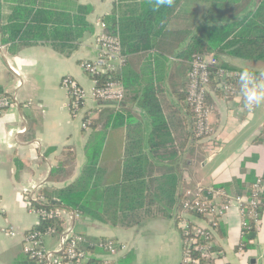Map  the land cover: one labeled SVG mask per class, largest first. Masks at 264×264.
Returning a JSON list of instances; mask_svg holds the SVG:
<instances>
[{"label": "crops", "instance_id": "0c3cea01", "mask_svg": "<svg viewBox=\"0 0 264 264\" xmlns=\"http://www.w3.org/2000/svg\"><path fill=\"white\" fill-rule=\"evenodd\" d=\"M129 4L121 0H0V25L26 21L12 44H4L0 49V93L12 99V104L0 113V264H29L23 240L38 217L28 210L25 193L34 197L45 187L59 189L73 182L87 162L101 125L103 129L111 123L116 109L131 113L143 128L148 125L145 114L138 108L136 95L147 68H154L152 50L126 56L124 70L139 74L142 83L126 91L122 101L101 102L86 97L83 110L89 120L99 121L95 128H82L80 119L70 115L65 90L60 86L61 78L69 74L86 89L90 87L91 78L80 63L100 57L95 39L102 30L101 18L112 11L122 17L127 14ZM202 12V3L180 0L178 15L169 19V26L173 30L194 31ZM174 54L168 55L163 81L171 99V91L187 83L189 71V61ZM218 57L229 67L264 73V61L236 58L225 52ZM102 62L103 71L122 67L119 59ZM206 102L215 134L189 140L178 166L176 198L188 189L226 185L236 189L260 177L264 199V102L249 110L241 96L224 97L210 85ZM180 113L190 129V116L182 109ZM125 135L124 126L108 128L105 134L99 157L102 189L123 181ZM52 169L56 170L53 177ZM163 171H157L156 175L169 173ZM146 190L145 204L133 212L135 218L126 219L123 212L112 209L117 215L116 223L99 222L87 215L73 223L75 230L88 238H112L119 247L118 254L102 251V260H93L91 264L180 263V210L175 206L178 202L166 206L153 200L151 190ZM187 218L201 222L191 215ZM220 228L221 232L215 236L221 253L218 264H264V204L251 248L242 244V253L238 251L242 235L237 206L233 205L221 219ZM49 237L54 238V246L46 249L44 239L43 246L54 251L58 235Z\"/></svg>", "mask_w": 264, "mask_h": 264}, {"label": "trees", "instance_id": "16d2710c", "mask_svg": "<svg viewBox=\"0 0 264 264\" xmlns=\"http://www.w3.org/2000/svg\"><path fill=\"white\" fill-rule=\"evenodd\" d=\"M121 1L130 2L127 14L119 17L112 11L111 14L103 16L101 22L104 25L103 32L118 36L124 63L120 70L99 71L93 78L98 85H103L109 80L119 81L124 86L126 95V91L129 92L135 85L142 83L139 74L124 70L128 62L126 56L152 50L154 68L149 66L147 72L144 71V81L136 95L138 108L145 114L148 125L143 128L139 119L131 113L124 114L123 109H116L117 113L111 123L104 125L103 129L101 125L100 133L88 151L87 162L79 176L63 188L41 189L40 196L34 201L35 208H60L66 212L79 213L81 217L90 216L99 222L116 223L117 215L112 209L123 212L126 219L135 218L133 212L143 208L147 188L151 190L153 200L158 203L162 202L171 207L178 202L175 205L178 210L184 198V192L176 198L180 179V158L189 140L196 141L199 138L195 136L194 118L185 103L188 78L181 89L171 91L173 99L169 97L163 85L168 55L173 56L176 52V58L190 62L193 55L214 54L219 66L240 72L245 70L227 66L219 61V54L225 52L236 58L264 61V0H186L188 3L203 4V12L194 24V31L173 30L169 26V19L178 15L180 0H174L171 7L165 5L158 9L154 7L155 0ZM25 22L0 25V44L11 45L22 33ZM159 35L164 36L163 39H159ZM218 83V76L212 74L209 85L220 90ZM180 108L191 118L190 129L187 128L186 119L181 116ZM88 122V126L92 128L99 124V121L89 118ZM118 126H124L126 129L123 181L102 189L100 152L108 128ZM159 170L169 173L156 175ZM55 172L56 170L52 169V177ZM253 183L247 186L239 185L236 189H231V185L222 188L229 196L249 198ZM201 189L202 193H206L207 188ZM261 198V205L257 209L260 215L264 204L263 196ZM244 206L247 211L250 210L248 204ZM191 215L200 219L195 214ZM126 219L122 221L128 222ZM246 221L248 227L243 230L242 244L244 248L249 249L256 229L248 214ZM134 222H137V218ZM61 223L62 220L47 217L40 220L30 231L44 232L52 228L57 234L61 231ZM217 232H221L220 224L212 237L215 248L219 249L215 242ZM98 239L88 238L85 245V248L95 255L94 260H102V250L90 249L88 244H93ZM27 261L29 264H37L35 259L28 256Z\"/></svg>", "mask_w": 264, "mask_h": 264}, {"label": "built area", "instance_id": "2783aa9c", "mask_svg": "<svg viewBox=\"0 0 264 264\" xmlns=\"http://www.w3.org/2000/svg\"><path fill=\"white\" fill-rule=\"evenodd\" d=\"M103 27L101 22L102 30L95 39L99 46L100 57L80 63L81 69L91 78L90 87L86 89L69 74L64 75L60 80V86L66 93L68 111L73 118L80 119L81 127L84 129H87L89 125L83 110L87 96L101 102H120L125 98V88L119 81L109 80L103 85H98L96 79L93 78L99 71H103L104 63L102 61L119 59L120 66L124 63V57L120 53L121 44L118 36L103 32ZM2 46L0 44V49ZM189 66L185 103L194 118L195 136L202 140L213 137L215 134L214 126L208 121L210 107L206 103L210 76L212 74L218 76V87L224 97L238 95L244 100L240 84L242 72L230 71L219 66L214 54L193 55ZM254 75L257 80L264 81V73ZM11 104L10 96L0 93V113ZM261 182L260 177L254 181L249 198L229 196L222 188L208 187L206 193H202L201 187H197L196 190H185L179 208L182 241V256L179 264H218L217 260L221 253L215 248L212 237L215 235L221 219L233 205L237 206L241 215V235L243 236V230L248 227L247 214L253 220V226L257 230L260 223V214L257 209L261 205L263 193ZM24 195L28 210L36 213L38 217L36 225L40 220L47 217L62 220L61 231L57 233L58 247L54 251H48L43 246V238L55 234V230L49 228L44 232L29 231L23 240L24 253L29 258L35 259L37 264H91L95 255L85 248L88 238L78 233L73 225L80 218V214L66 212L60 208L50 210L35 208L34 201L40 196L39 193L34 197H29L26 193ZM245 204L249 205V211L246 210ZM191 214L198 216L201 222L190 221L187 216ZM202 240L203 242H201ZM121 247L123 248V246ZM88 248H99L109 255L119 253V247L112 238H99L93 244H88ZM242 250V242H240L239 253H242Z\"/></svg>", "mask_w": 264, "mask_h": 264}, {"label": "clouds", "instance_id": "9594fccd", "mask_svg": "<svg viewBox=\"0 0 264 264\" xmlns=\"http://www.w3.org/2000/svg\"><path fill=\"white\" fill-rule=\"evenodd\" d=\"M174 0H155L154 7H171ZM241 92L245 100V106L251 110L254 106L264 102V81H259L255 75L248 70L240 74Z\"/></svg>", "mask_w": 264, "mask_h": 264}, {"label": "rangeland", "instance_id": "374dc122", "mask_svg": "<svg viewBox=\"0 0 264 264\" xmlns=\"http://www.w3.org/2000/svg\"><path fill=\"white\" fill-rule=\"evenodd\" d=\"M189 68H190V66H189ZM208 121H209V116H208ZM209 123H210V121H209ZM43 239H44V244H45L46 249H50L51 247L54 246V242H55L54 238H50L49 236H45Z\"/></svg>", "mask_w": 264, "mask_h": 264}]
</instances>
